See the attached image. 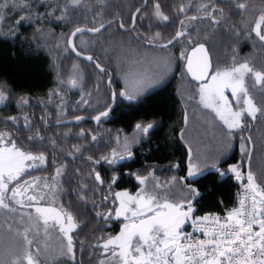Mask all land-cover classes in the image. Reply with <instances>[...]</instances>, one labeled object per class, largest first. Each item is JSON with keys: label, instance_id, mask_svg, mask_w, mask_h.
Instances as JSON below:
<instances>
[{"label": "trees", "instance_id": "1", "mask_svg": "<svg viewBox=\"0 0 264 264\" xmlns=\"http://www.w3.org/2000/svg\"><path fill=\"white\" fill-rule=\"evenodd\" d=\"M160 2L169 22H159L152 16L153 0H148L146 7L145 0H80L75 6L72 0H0V15L5 16L0 22V89L6 97L0 103V132L11 133V139L23 151L47 157L44 164L26 171L21 182L36 181L33 194L38 200L44 196L40 203L62 208L74 217L77 227L71 235L77 264H100L107 257L102 243L121 227V220L112 211V196L119 190L137 191L142 185L137 175L147 177L146 190H160L173 201L191 199L197 216L223 213L234 206L238 192L248 182L249 170L256 176L258 189L264 191V117L252 121L245 116L243 123L250 127L234 130L231 139L226 125L212 110L190 119L186 109L192 116L193 106L187 102L186 108L184 103L188 96L195 97L198 84L189 79L184 70L185 59L180 57L181 52L204 44L211 56V73L244 62L254 71H264V41L253 31L264 12V0H215L216 7L225 14L226 22L219 25L207 18L188 22V18L202 15L197 9L209 0ZM239 3L246 4V8L236 7ZM181 5L186 9L184 13L175 11ZM137 8H142V13L138 14L134 30L121 29L117 22L107 24L123 21L129 28L130 17ZM65 9L67 19H57L65 15ZM21 17L25 19L17 24ZM181 20L186 21L191 42L181 38L167 49L161 48L180 29ZM101 22L106 27L99 34L84 32L75 38L76 50L93 56V61L78 57L68 47L70 33L76 27H98ZM155 33H160L162 39L152 44L138 38ZM156 54L169 60L168 74L158 85L139 94L136 101L117 96L108 117L98 124L88 119L79 124L58 123L104 111L112 102V93L124 91L122 70L132 67L127 64ZM96 63L106 72L101 73ZM73 79L78 82L75 87L69 83ZM245 86L257 105H264L261 86L254 84V77L246 78ZM82 98L88 103L83 104ZM22 99L27 103H22ZM10 117H15V121ZM137 123L155 126L140 136ZM241 136L252 137L250 160L241 153L245 143ZM76 148L81 151L75 152ZM189 148L192 163L196 158L194 164L203 166L194 177L187 176ZM196 149L199 155H195ZM128 152L132 153L130 158ZM102 157L115 158L117 163L109 164ZM96 160L101 162L96 164ZM241 162L238 172L243 177L237 179L235 172L227 170ZM60 165L66 167L53 181ZM95 173L100 174L103 184L95 180ZM113 176L118 177L115 183ZM45 183L55 184L58 191L53 194L44 187ZM189 187L197 189L199 195L190 194ZM256 192L259 193L257 189ZM97 212L103 215L98 217ZM20 221L18 211L0 209V259H11L10 254L23 246L34 254L37 248L41 249L39 264H56L53 256L66 243L63 236L50 227L46 231V226H25L24 230L25 223ZM26 230L28 240L33 241L31 245L17 235Z\"/></svg>", "mask_w": 264, "mask_h": 264}, {"label": "snow or ice", "instance_id": "2", "mask_svg": "<svg viewBox=\"0 0 264 264\" xmlns=\"http://www.w3.org/2000/svg\"><path fill=\"white\" fill-rule=\"evenodd\" d=\"M80 0H72V5H78ZM148 0H145L144 6H147ZM27 7V5H24ZM239 9H245L246 4L239 3L236 5ZM185 7L181 5L175 11L179 13L185 12ZM65 15L58 17L57 19L66 20ZM202 15L192 16L188 18V22L198 19H205L211 21L213 25H219L225 21V14L223 9L216 7L215 0H209L207 3H201L197 9ZM142 13V8H137L135 13L130 17L131 26L125 27L123 21H107L108 25L114 22L119 24V28L125 30H134L137 22L138 14ZM152 16L159 22H169L170 18L165 15L160 0H153L152 3ZM5 19V16L0 15V22ZM25 17H21L16 21L17 24L22 22ZM180 29L167 40V43L160 45L161 48L167 49L174 42L180 41L181 38H186L191 42V37L188 36L185 28L186 21H180ZM106 24L101 22L98 27L84 28L76 27L71 33V37H76L77 34L83 32H91L99 34L105 29ZM256 36L261 41H264V12H261L259 19L256 21L255 28L253 29ZM138 38L143 39L146 43L152 44L162 39L160 33H155L153 36H143L142 34ZM72 50L76 51L75 44L71 40L68 41ZM197 53L201 54V61L197 64V67H193L192 56ZM78 56L82 55L81 52H76ZM180 57L187 60V71L193 75L196 80H204L208 74L210 62L207 57V50L204 44H199L192 50V55H188L186 52H181ZM87 61H93V56L88 55L85 57ZM96 68L105 73L106 69L101 67L99 63H96ZM198 73V74H197ZM251 73L254 76V84L261 86V94L264 95V71H254L247 62L240 63L238 66L224 70H218L211 75V85L202 83L200 86V99L205 107L213 108L220 120L227 128V136L232 138L234 130L239 129L243 131L250 125L243 123L245 116L251 118L252 121H256L260 117H264V105L258 106L253 97L249 95V89L245 86V75ZM73 87L77 86V80L73 79L69 82ZM145 87L143 82L138 81L133 91H120L118 93L113 92L111 99L114 101L117 96L122 97L130 102L136 101L142 89ZM224 89H230L233 97H236V105L238 110H234L231 106V102L224 94ZM242 94V95H241ZM90 95V94H89ZM6 97L2 89H0V103H2ZM242 100V103H241ZM27 103L26 100L21 101ZM83 104H87L88 101L82 98ZM107 107V106H106ZM111 108L108 111H102L99 115L92 117L96 122L101 121L102 118H106L109 115ZM259 114V115H258ZM10 120L15 121V117H10ZM84 117L77 116L76 120H82ZM155 125L153 123L141 124L137 123L135 128L141 134H147ZM84 133L82 132L81 135ZM12 134L7 132H0V209H6L9 212H16L17 209L14 205H19L21 208H35V212L44 219L45 226L48 225V220L52 219L56 224L60 225L59 231L63 233L66 243H62L60 250L53 256V260L56 264H77L76 250L73 242V236L70 235L71 231L77 227L74 223V217L64 212L62 208L57 209L55 207H41L37 206L44 200V196L40 195L39 200L36 195H26L30 188H36V181H24L21 183L22 174L25 172V161H46L47 157L43 153L39 155H32L21 151L14 141L11 139ZM43 139L42 137H38ZM32 139V137H30ZM96 139L95 136L92 137ZM240 139L245 141L241 146V153L243 156L251 159L252 149L249 147L252 144L251 136H241ZM81 149L76 148L75 152H80ZM72 155V153H69ZM115 157V153H113ZM132 156L131 152H128V157ZM124 157H120L123 159ZM192 151L189 148L188 155V177H194L198 175L201 169L198 165L192 163ZM88 160H92V157H88ZM101 160L109 163H117V159L111 160L108 157H102ZM101 160H96L94 163L99 164ZM219 163V161H217ZM33 164H28L27 167H33ZM66 165H60L56 168V175L51 179L56 180V176L61 175L62 169ZM178 167V165H175ZM215 167V165H213ZM242 167L240 164H234L229 167L227 171L237 173V179H240V173L238 169ZM226 174L220 172V175ZM151 175V173L149 174ZM95 180L101 184L104 181L101 179L99 173H95ZM118 179L117 176L112 177V183H115ZM136 179L142 184L147 180V177L137 175ZM175 180V177L173 178ZM183 179V178H181ZM248 185L253 192L260 187L256 183V176L249 170L247 174ZM15 182V184H13ZM45 188L55 194L58 189L55 184H44ZM190 194L199 195V192L195 188L189 187ZM258 195L264 197V191L258 193ZM19 197V199H18ZM27 203L25 202V198ZM81 200L84 197L80 198ZM107 200V197L104 198ZM118 201V207L113 209L117 218L124 216L125 219L131 220V223L123 225L121 232L114 237H111L103 245V248L107 251L109 245H116L120 251L117 253L115 249L112 250V257L118 258L120 264H264V211H256V197L253 196V210L250 213L243 211V201H241V208L233 209L227 215V225H221V228L227 227V232L221 231L218 234L213 232L211 237L207 240L196 239L193 241L192 233H183V226L188 223L192 217L194 208L191 201L185 202H169L164 200L160 203L155 195L148 194L142 189L141 192L136 195H131L128 192H116L114 201ZM127 213H131L128 216ZM102 213L97 212L96 216H102ZM241 217H246L242 219ZM110 218L104 216L107 220ZM208 216L197 217L192 220L193 226L203 227V221L208 220ZM28 219L32 217L29 214ZM219 217H215L216 223H219ZM138 221V223H137ZM20 223H23V217H21ZM254 226H258L259 230L255 231ZM9 232L12 231V226L9 225ZM47 231V227H46ZM18 236H23L24 242L27 245H31L33 241L28 240L27 230L24 233H17ZM204 236L208 237L210 233L204 231ZM83 244V242H81ZM99 245H93L98 247ZM41 249L37 248L34 254L28 247H21L16 253L10 254L11 259H0V264H39L38 257ZM100 264H105L101 261Z\"/></svg>", "mask_w": 264, "mask_h": 264}, {"label": "rangeland", "instance_id": "3", "mask_svg": "<svg viewBox=\"0 0 264 264\" xmlns=\"http://www.w3.org/2000/svg\"><path fill=\"white\" fill-rule=\"evenodd\" d=\"M127 65H130L132 67H129L126 70H124V69L122 70V74L125 71V73H124L125 74V80H124L123 89L124 90L127 89L128 91L131 92V91H133L135 89V87L137 85V82L140 81V82H143V84L145 85V87L142 89V91L140 92V94L143 93V92H146L148 89H150V88L158 85V83L168 74V69L170 68V66H169V60L166 57H164L163 55H159V54L150 55L146 59H141L138 62L129 63ZM236 66H238V65H236ZM216 71H218V70H214L210 74V76L208 77V79L205 82H202V83H207V84L211 85L213 83L211 81V75L214 74ZM249 76L254 77L251 73L246 74L245 75V85H246V78H248ZM202 83L196 85V90H195L196 95H195V97L193 98L191 96L190 97L188 96V100L185 101V103H184V105H186V108L188 107V105L186 104L187 102H188L189 105L191 104V106H193V108H191V109H192V111L194 110L191 113L192 116H190L188 114L190 111L188 109H186L187 116H189L190 119L191 118L198 119L200 117L198 115V113H201L204 110H212L213 113L216 115V117L220 120L219 116L217 115L216 111L213 108L205 107V105L201 102L199 89H200V86H201ZM224 94H225V96H227L228 100L231 102L232 108L234 110H238L237 105H236V97H233L232 96L231 90L230 89H224ZM241 103H242V100H241ZM190 119L188 117H186V123L187 124H189L191 122ZM220 121L223 122L222 120H220ZM187 128H189V126H187ZM139 135L141 136L142 134L139 133ZM188 144L191 145V147L194 146L191 142H188ZM20 150L23 151L22 149H20ZM200 151H201L202 154L204 153V149L202 148V146H201V150ZM23 152H25V151H23ZM25 153L32 154L30 152H25ZM32 155H34V154H32ZM195 155H199V149H198V151L196 149ZM195 162H196V158H194L193 164ZM28 164H33L34 166L33 167H27ZM42 164H44V162H39V161H25L24 162L25 172L28 171V170H30V169L36 168V167H38V166H40ZM206 166H208V165H205V168H206ZM198 167L201 169V167H203V166H201V167L198 166ZM236 176H237V173H236ZM242 177L243 176L240 173V179H242ZM27 180H29V179H27ZM29 181H31V179ZM21 183L23 184L24 181L21 182ZM13 184H14V182H13ZM144 185L145 184L143 183L140 186V188L137 191H135V192H130V191H127V190H119V191H116V192H125L126 191L129 194H131V195H136L137 193L141 192V190L143 189L144 192H146L148 194L155 195L158 198V200H159L160 203H163L165 199L168 200L169 202H181V201H173V200L168 199L163 193L159 192L160 190L154 191L152 188H151V190H149V189L146 190V188H144ZM247 185H248V182L246 184H244L243 188L246 189L247 188L246 187ZM33 190H34L33 188H30L29 191H28V193L26 195H32L33 194ZM257 190L259 192H261L258 188H257ZM115 193L112 196V202L114 201ZM18 199H19V197H18ZM24 199H25V202L27 203L26 197ZM190 200L191 199H189V201ZM37 206L49 207L50 205H45V204L39 203V205H37ZM14 207H16L17 211L19 212L20 218L23 217V222L25 223L24 224V230H25V226H26L27 229H29V228L30 229L31 228H36L37 226H45L44 219L42 217H40V215L35 212V208L34 207L33 208H21L19 205H14ZM50 207H54V206H50ZM113 207H114V209L116 207H118V201L117 202H113ZM55 208H57V207H55ZM57 209H60V208H57ZM29 214L32 217L31 220L28 219ZM127 215L128 216H131V213H127ZM114 217L117 218L115 216V212H114ZM197 217H200V216L194 215V213H193L192 214V217L189 219L188 223H186L183 226V229H184V227L186 225L192 223V220H194ZM118 219L121 220L120 230L116 234L108 237V239L111 238V237L117 236L121 232V229H122V227H123L124 224L131 223V220L125 219L124 216H121ZM137 223H138V221H137ZM46 227H50L53 230V232H55V233L56 232H59L63 236V233H61L59 231L60 225L59 224H56V222L54 220L49 219L48 220V225ZM40 230L42 232V229H40ZM72 231H71V233H72ZM71 233H70V235H71ZM6 238H7V236L5 238H3V239H6ZM63 238H64V236H63ZM108 239H106V240L103 241L102 246L107 242ZM65 241H66V239H65ZM113 249H115V251H117V253H119V251H120V249H119L118 246H116V245H109V249L107 250V252H108L107 254L108 255L104 259L105 264L106 263L107 264H111V262H112V264H120V261H119L118 258L112 257V254L111 253H112V250Z\"/></svg>", "mask_w": 264, "mask_h": 264}, {"label": "built area", "instance_id": "4", "mask_svg": "<svg viewBox=\"0 0 264 264\" xmlns=\"http://www.w3.org/2000/svg\"><path fill=\"white\" fill-rule=\"evenodd\" d=\"M253 196L256 197V211L261 212L264 211V198L255 191L253 192L250 188L241 189L237 196H236V202L235 205L229 208L226 213H220V212H213L210 214L208 220L203 221V227L200 226H193L192 223L188 224L184 229L183 233H192V239L195 241L196 239H202L207 240L211 237V234L213 232L219 233L221 231L227 232L229 229L227 227L221 228V225H227V215L229 212H231L233 209L241 208V201H243V211L245 213H250L253 210ZM215 217H219V223H216ZM242 219L246 217H241ZM254 230L258 231V226H254ZM204 231H208L210 235L208 237L204 236Z\"/></svg>", "mask_w": 264, "mask_h": 264}, {"label": "water", "instance_id": "5", "mask_svg": "<svg viewBox=\"0 0 264 264\" xmlns=\"http://www.w3.org/2000/svg\"><path fill=\"white\" fill-rule=\"evenodd\" d=\"M83 33H84V32H83ZM87 33L94 34V33H91V32H87ZM77 35H78V34H77ZM75 38H76V37H71V36H69L68 41L71 40L72 43L74 44V43H75ZM198 45H199V44H198ZM198 45H196V46H198ZM196 46H194V47H196ZM204 46H205V45H204ZM68 47H69V49H70L74 54H76V52H78L77 50H76V51H73V50H72V47H71V45H70L69 43H68ZM194 47H193V48H194ZM193 48H191V49L187 52L188 55H192V50H193ZM205 49L207 50V57H208V60H209V62H210V67H209V69H208V74L205 76L204 80H196V79H194V78H193V75L187 71V67H186V66H187V60L185 59V61H184V70H185L187 76L189 77V79H190L191 81H193V82H195V83H197V84H200V83H202V82H205V81L208 79V77L210 76L211 71H212V68H213V66H212V61H211V56H210L209 51H208V49H207L206 46H205ZM76 55H77V54H76ZM77 56H78V55H77ZM86 56H88V55H80V56H78V57H80V58L86 60V59H85ZM192 59H193V67L196 68V67H197V64H198V63L201 61V59H202L201 54L197 53L196 55H193V56H192ZM197 74H198V73H197ZM115 101H116V99H115L114 101L112 100L111 104L109 105V107L111 108V110H112V108H113L114 105H115ZM109 107L106 108L104 111H108ZM110 112H111V111H110ZM110 112H109V113H110ZM96 115H99V113L96 114ZM96 115H95V116H96ZM82 117H84V119L79 120V121L76 120V117H75V118H71V119H67V120H61V121H59L58 123H59V124H67V123H76V124H79L80 122H82L83 120H86V119L90 120V121L93 122L94 124H98V123L100 122V121H99V122H96L94 119H92V117H86V116H82ZM93 117H94V116H93Z\"/></svg>", "mask_w": 264, "mask_h": 264}]
</instances>
